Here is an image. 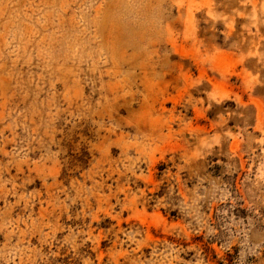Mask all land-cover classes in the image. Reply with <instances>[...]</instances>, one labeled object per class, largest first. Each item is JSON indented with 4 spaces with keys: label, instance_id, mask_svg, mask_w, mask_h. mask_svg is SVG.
<instances>
[{
    "label": "rangeland",
    "instance_id": "374dc122",
    "mask_svg": "<svg viewBox=\"0 0 264 264\" xmlns=\"http://www.w3.org/2000/svg\"><path fill=\"white\" fill-rule=\"evenodd\" d=\"M0 264H264V0H0Z\"/></svg>",
    "mask_w": 264,
    "mask_h": 264
}]
</instances>
